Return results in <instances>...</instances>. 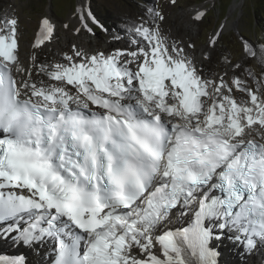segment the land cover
<instances>
[{
  "label": "snow or ice",
  "instance_id": "1",
  "mask_svg": "<svg viewBox=\"0 0 264 264\" xmlns=\"http://www.w3.org/2000/svg\"><path fill=\"white\" fill-rule=\"evenodd\" d=\"M76 15L99 24L83 0ZM18 23L0 17V240L50 244L45 264H219L224 238L264 248V73L246 70L253 87L226 57L230 79L205 75L154 21L126 30L130 48L24 65ZM56 31L43 16L34 48ZM246 57L264 63V44L245 41Z\"/></svg>",
  "mask_w": 264,
  "mask_h": 264
},
{
  "label": "rangeland",
  "instance_id": "2",
  "mask_svg": "<svg viewBox=\"0 0 264 264\" xmlns=\"http://www.w3.org/2000/svg\"><path fill=\"white\" fill-rule=\"evenodd\" d=\"M84 2L90 6L93 15L99 21L98 25H90L93 29L91 33L83 29L77 18L78 0H0V17H15L19 21L20 61L29 59L30 46L37 38L40 19L51 14L56 20L57 31L51 42L38 48L43 59L40 63L63 62L66 55L72 54L73 45L88 50L102 48L101 50L106 52L123 47L130 48L131 34L126 30L142 22L154 21L153 26L160 27L159 31L167 41L177 32L173 38L180 41L178 44L182 43L190 57L202 58L207 63L210 77L223 76L230 79L233 76V70L225 62L226 57L233 63H242L243 68L238 74L248 79L253 87L255 81L247 76L246 70L251 69L257 80L264 73V63L259 59L246 57L243 61L240 60L245 41L251 42L257 49L259 45L264 44V22L260 16L264 14V0H176L174 4L171 0H84ZM196 5H202L205 10V16L200 21H196L190 13V8ZM232 6H235L233 10ZM150 10L158 12L164 19H154ZM233 19H238L237 25L225 26ZM65 24H68V28L64 27ZM76 28H81L80 33L75 32ZM217 31L222 33L219 41L214 47L209 46L210 37ZM209 49L210 54L203 57L201 51L206 53ZM229 248L233 251V257L238 248L232 243L229 244ZM262 251L264 252V248ZM241 254L230 258L229 262L264 264L260 256L261 250L251 253L250 256L247 254L249 257L244 259L242 258L244 250Z\"/></svg>",
  "mask_w": 264,
  "mask_h": 264
},
{
  "label": "bare ground",
  "instance_id": "3",
  "mask_svg": "<svg viewBox=\"0 0 264 264\" xmlns=\"http://www.w3.org/2000/svg\"><path fill=\"white\" fill-rule=\"evenodd\" d=\"M83 2H84V0H83ZM80 3H81V0H78V8H79V6H80ZM85 3V2H84ZM234 7L235 6H232L231 7V10H233L234 9ZM200 10H203V8H202V5H196V6H192L191 8H190V13L192 14V16H195V14H196V12L197 11H200ZM230 12V11H229ZM48 16V15H47ZM49 17L50 18H52L54 21H55V23H56V20L53 18V16L51 15V14H49ZM162 22H164V21H162ZM237 23H238V19H233V20H231L229 23H227V24H225V26H234V25H237ZM57 24V23H56ZM161 25H164V24H161ZM160 28V27H159ZM228 28V27H227ZM222 29H223V27H222ZM162 34V33H161ZM178 33L176 32V33H173L171 36H175V35H177ZM163 35V34H162ZM173 37H170V40L168 41V43L169 44H171V43H173V42H175V43H180V41H178L177 39H174ZM212 37V36H211ZM211 37H210V39H211ZM176 38V37H175ZM181 38V37H180ZM35 40V39H34ZM182 42V41H181ZM185 44H186V42H184ZM35 44V43H34ZM34 44H32L31 46H30V52H29V59L25 62V61H23V59L21 60V62L24 64V65H31V63H32V60H31V57L33 56V54H35V56L37 57V62L38 63H40L43 59H42V52L38 49V48H34ZM182 44V43H181ZM180 44V45H181ZM122 45V44H121ZM127 45H129V44H127ZM186 45H188V44H186ZM209 46H210V44H208ZM124 46V45H123ZM181 46H183V45H181ZM124 48V47H123ZM122 48V49H123ZM187 48V47H186ZM42 49V48H41ZM80 49H82V50H86V51H88V52H94V51H102L100 48V50L99 49H93V50H88V49H86V48H84V47H81ZM126 49V48H125ZM186 50V49H185ZM201 50V49H200ZM204 50V49H203ZM203 50L201 51V54H202V56L204 57V56H206V54H207V56L210 54V49L206 52V53H203ZM104 51H106V50H104ZM186 52H187V54H189L188 53V51L186 50ZM206 56V57H207ZM198 57V56H197ZM199 66H202L203 67V69H204V73H205V75H208L209 73H208V70H207V63L202 59V58H194L193 59ZM231 243V241H229V242H227V243H225V242H223L222 244H223V246H222V244H221V242H219L218 244H217V249L218 250H220L219 252H220V255H219V257H218V260H219V262H221L222 261V263L223 264H231L230 262H229V260H230V258H233L234 256H236V255H242L241 254V252H243V249H241L240 248V246L239 245H235V246H238V249H237V251H235L234 253V255H233V257H232V253H233V251H231V250H228V248H229V244ZM50 245V244H49ZM0 246H1V241H0ZM50 247H51V245H50ZM17 248H23V247H20V246H18ZM230 252V253H229ZM226 253V254H225ZM244 257H242L243 259L244 258H248L249 256L247 255V254H244L243 255ZM261 260L264 262V252L261 250ZM27 260L29 261V263H36L37 262V260L39 259V257L36 255V256H34V255H28L27 257Z\"/></svg>",
  "mask_w": 264,
  "mask_h": 264
},
{
  "label": "trees",
  "instance_id": "4",
  "mask_svg": "<svg viewBox=\"0 0 264 264\" xmlns=\"http://www.w3.org/2000/svg\"><path fill=\"white\" fill-rule=\"evenodd\" d=\"M260 16H261V18L263 19V22H264V14H261Z\"/></svg>",
  "mask_w": 264,
  "mask_h": 264
}]
</instances>
